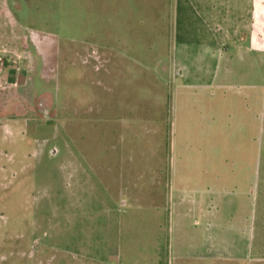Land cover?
<instances>
[{
  "label": "rangeland",
  "instance_id": "374dc122",
  "mask_svg": "<svg viewBox=\"0 0 264 264\" xmlns=\"http://www.w3.org/2000/svg\"><path fill=\"white\" fill-rule=\"evenodd\" d=\"M86 1L87 12L93 3ZM252 1L239 0V18L264 24V11L247 14ZM81 3L0 0V32L6 34L0 55V264H264V212L254 220L255 242L227 243L230 252L222 254L216 251L224 244L215 237L212 256L199 257L200 232L176 217L170 203L174 184L180 189L174 199L183 205L177 212L187 209L195 188L190 164L222 160L228 128L241 124L228 114L229 96L241 82L220 86L225 75L219 61L202 46L180 43L200 37L201 20L189 8L180 22L174 14L167 19L164 2L143 6L142 26L135 18L128 27L156 48L165 40L173 57L162 66L151 58L147 67H114L97 61L113 38L91 34L89 17L78 20ZM8 6L20 25L9 19ZM257 29L263 42L264 31ZM203 37L212 42L207 32ZM11 45L34 50L38 66L22 65ZM260 101L264 171L263 54ZM252 122L256 135L258 120ZM78 172L87 178L78 179ZM261 180L264 192V173ZM245 189L226 193L238 200L227 213L241 230L255 204ZM103 201L111 208L107 214Z\"/></svg>",
  "mask_w": 264,
  "mask_h": 264
},
{
  "label": "crops",
  "instance_id": "0c3cea01",
  "mask_svg": "<svg viewBox=\"0 0 264 264\" xmlns=\"http://www.w3.org/2000/svg\"><path fill=\"white\" fill-rule=\"evenodd\" d=\"M84 1L82 0L79 8L78 20L89 17L92 20L91 34L109 35L113 38V42L103 44L104 50L109 51L108 54L98 55L97 61L99 64H104L107 61L114 67L127 63L147 67L151 58L155 59L158 66H162L170 56L173 57L169 54L165 40H162V45L160 44L156 48V45L144 42L141 37H135L142 34L141 30L135 32L128 27V20L135 18L138 21L137 25L142 26L144 23V12H141L143 6L149 3L154 4V2L157 4L164 2L168 7L167 19L173 18L174 14V20L180 19V22L182 13L185 14L189 8L201 20L204 26L200 30L196 28L195 32L200 37L198 39L180 40V43L186 47L191 44L202 46L204 51L210 52V56L219 61L225 75L220 81V86H233L235 82H241L239 91L233 92L229 96L231 101L229 103L230 112L228 113L233 116L238 115L237 118H241V124L235 130L228 128L233 130H228L225 134L224 146L227 147V155L222 160H218L215 165L209 161L208 167H202L201 162H198L199 166H195L196 163L190 164L189 169L193 172H189V174L193 175L195 188L191 189L192 195L189 196L187 209L184 206L185 209L182 213L177 212L183 205L181 200L174 199V195L180 192V189L175 188L174 184L170 203L172 202L171 205L176 217L186 218L185 221L188 225L195 232H200L204 252L199 257L212 256V252L217 247L213 242L214 240L217 241L215 237H219V242L224 244L221 250L216 251L222 252V254L230 252L227 243L244 244L250 239L255 242L257 225L254 224V220H257V217L262 218L264 212L261 202L264 199L261 180L264 171L262 170L260 137L261 63L262 54L264 55V41L259 40V29H257L260 28V32L264 31V24L255 25L253 21L239 18L238 9L239 11L241 9L239 0H87L86 3H93V8H88L87 12ZM99 1L103 3L100 4ZM253 3L254 6L251 5ZM263 4L264 2L261 0L249 2L246 6L247 14L260 15V12L264 11ZM98 5L102 7L97 10L96 6ZM6 10L9 19L20 25L16 20L15 13L10 10L9 6L6 7ZM206 32L212 39L209 44L203 39ZM5 36V33L0 32V55H4L5 52L3 50ZM9 51L18 55L22 65L24 62H29L30 66H38L39 58L34 50H31L32 53L29 49L20 50L11 45ZM215 54H218L219 58L216 59ZM214 66L217 67L218 64ZM217 80L218 77L213 74L211 83L214 84ZM0 101L2 103V99ZM238 109L240 110L237 111ZM2 113L0 111V118ZM255 119L258 120L256 135L254 122H252V127L250 124V121ZM192 164L194 165L192 166ZM79 173L77 174L78 179L82 176ZM87 176V172H84L82 177L85 179ZM244 189L253 194L255 204L253 218L251 217L250 222H247L241 230L236 227V223H232L233 215L227 213L230 205H232V209L237 208L238 200L232 199L230 201L226 198V193L227 190H236V194H239L238 190H242L241 194H243ZM213 207H215L214 211ZM101 210L105 214L109 213L110 205L103 201ZM251 224H253L251 234H248L247 227ZM190 239H193L192 235L189 236Z\"/></svg>",
  "mask_w": 264,
  "mask_h": 264
},
{
  "label": "built area",
  "instance_id": "2783aa9c",
  "mask_svg": "<svg viewBox=\"0 0 264 264\" xmlns=\"http://www.w3.org/2000/svg\"><path fill=\"white\" fill-rule=\"evenodd\" d=\"M2 65H3V58L0 57V70H1V68H2ZM0 84H1V82H0ZM2 87H3V86H2Z\"/></svg>",
  "mask_w": 264,
  "mask_h": 264
}]
</instances>
